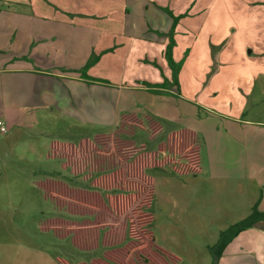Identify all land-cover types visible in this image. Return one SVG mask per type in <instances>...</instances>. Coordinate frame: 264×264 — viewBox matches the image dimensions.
<instances>
[{"label":"rangeland","instance_id":"1","mask_svg":"<svg viewBox=\"0 0 264 264\" xmlns=\"http://www.w3.org/2000/svg\"><path fill=\"white\" fill-rule=\"evenodd\" d=\"M153 1L165 11L179 10L185 3L189 4L187 0L185 3ZM124 5L125 0H0V10L12 12L0 15V28L8 40L4 50L11 45L16 46L19 41V32L25 25L21 15L37 11H59L67 15L63 19H76V11L91 15L93 10L108 11L109 8L120 9ZM209 5L210 12L205 10L201 15L189 16L190 32L186 33L189 36V57L187 60L184 58L187 50L180 48L183 44L180 43L178 51H184V54L174 67L180 80L172 82L163 78L156 84L158 87H172L176 95V112H173V106H167L168 110L175 113L174 118L172 121H161L164 132L159 139H163L170 126H187L197 133L202 145L204 168L198 174L177 176L168 169L149 171L155 179V199L151 208L154 217L152 231L156 243L177 257L176 264H219L214 248L221 232L252 214L256 181L262 189V183L259 178L257 180L252 176L251 170L254 165L260 171L264 167V145L259 142L264 129L253 133L250 130L255 124L244 125L234 120L239 115V119L242 117L237 110L239 103L234 97L236 91L241 93L237 73L244 74L245 69L250 67L240 61L242 51L245 55L251 49L244 48L242 33L244 38H250L253 35L249 33L251 27L261 33L264 30V14L247 17L246 31L241 30L228 43L230 33L236 28L235 20H239L238 10L243 9L244 16L247 11L260 10L261 5L250 0H210ZM176 16H179L178 22L180 19L184 20L186 14ZM207 16L208 25L215 26L218 21L224 22L225 29L222 33L227 38L225 44V39L209 48H206L207 40L201 44L196 43L203 41L209 34ZM222 33L215 32V35L223 37ZM237 38L243 48L236 43ZM257 53L258 48H255L251 55L256 57ZM95 55L99 57L88 65V74L97 80L99 90L107 91L105 95H101L108 100V106L99 108L96 114L87 112L86 116L96 117L99 123L81 130V133L110 131L114 128L112 121L115 116L111 106L115 109V84L121 83L123 79L117 73L120 68L115 65V60L108 64L106 57L100 59V54ZM6 57L8 54H3L2 58ZM1 65L5 66L4 63ZM141 66L159 69V65L154 63L145 62ZM165 66L170 67L168 62ZM253 67L263 66L254 64ZM146 74L150 75V70ZM253 76L255 75H252L254 82ZM258 78L261 75L256 79ZM259 80L255 83L243 116L251 121H264V97L257 98L261 84ZM131 82L154 83L148 78ZM29 88L30 82L16 75L5 73L0 77V91L5 92L6 100L11 103H15L17 98L19 101L20 94L26 95L27 92L28 95ZM2 103L3 99L0 97V105ZM159 107L160 105L154 109L153 105L146 111H157ZM28 111L21 112L17 123L5 120L7 131L0 132V264H59L57 258L66 259L72 264L86 261L91 255L74 249L68 238L59 239L50 231L39 228L43 220L58 215V212L48 200L41 197L34 182L50 175L72 184L68 172L59 171L60 166L58 167L56 160L45 158L49 134L56 132L64 137L68 133L64 132L66 121L58 113L54 112L52 116L45 109L41 112L43 115L34 117ZM1 117L0 114V119ZM71 132L76 130L72 129ZM141 135L138 133L135 140L139 141ZM154 147L155 142L147 144V149ZM206 148L209 153L211 150V154L215 153L223 166H211V171L206 169ZM54 170L63 175H54ZM97 252L99 255V251Z\"/></svg>","mask_w":264,"mask_h":264},{"label":"crops","instance_id":"2","mask_svg":"<svg viewBox=\"0 0 264 264\" xmlns=\"http://www.w3.org/2000/svg\"><path fill=\"white\" fill-rule=\"evenodd\" d=\"M170 1L175 3L184 1L185 3V0ZM187 1L190 5L185 3L182 4V9L171 10L174 16L186 14L184 20L180 19L174 26L172 25L173 17L153 0H125V5L121 6L120 9L109 8L108 11L103 10L100 12L93 10L90 12L91 15L76 11V19H63L67 15L59 11L51 13L37 11L29 13V15H21L25 25L22 26L23 28L19 32L21 33L19 41L15 44L16 46L11 45L7 50H4V48L8 44V40L2 28H0V77L5 73L16 75L29 81L31 87L28 95L27 92L26 95L20 94V100L18 101L17 98L15 103L6 100L5 92L0 91V97L3 99V103L0 105L1 119L17 123L21 117V112L24 110H29L28 112L34 117L35 115H43L41 112L45 109L49 110L51 115L54 112L58 113V115H61V119L66 121L64 132L68 135L60 137L56 132H51L48 136L47 146L52 139L74 142L80 137H90L97 133L92 131L81 133L80 131L99 123L96 117H88L85 114H88L87 112L96 114L99 108L108 106V100L101 95H105L107 91L99 90L97 88L98 82L87 77L84 78L79 70L93 53H98L101 55L100 59L107 58L106 63L108 64L115 60V65H119L120 68L117 73H120L123 77L121 83L115 84L117 87L114 98L115 109L111 106L115 116L112 121L114 127L118 116L122 112L129 111L140 115H150L160 121H172L175 113L168 110L167 106H173V112H176L174 89L170 86L156 87L155 89L158 91L154 92L146 86V83L131 82V80L140 81L141 78H148L154 82V85L163 78L173 82L172 69L165 66L167 65L165 49L169 44L172 45L171 59L175 62L183 57L185 50H187V54L184 58L189 57V36L186 35L190 32L189 16L201 15L205 10L210 12V0ZM250 1L261 5V9L247 11L244 16L242 15L243 9L238 10L239 20H235L234 25L236 28L230 33L228 43L241 30L246 31L247 17L252 18L255 14L256 17L264 14V0ZM3 13L12 14L9 10H6V12L0 10V15ZM81 17L90 18L83 19ZM207 19L208 16L206 24L209 27V34L207 38L204 37L203 41H197L196 43L201 44L207 40L206 48H209V46H216L223 42L226 35L222 33L225 29L224 22L218 21L215 26H212L211 24L208 25ZM35 22H41V24H34ZM250 29L249 33L253 34L252 36L249 35L250 38H244L243 33L241 36V39L245 41L244 48L250 47L251 49L245 55L242 51L240 61L250 65V67L245 69L244 74L237 73L242 94L236 91L234 98L239 103L237 110L239 114H242V117L239 119V115L234 120L240 121L244 125L255 124L250 131L257 133L264 129V121H251L243 116L255 83L259 79L261 84L259 85L260 90L257 93L259 97L257 98L263 99L264 97V30L259 33L253 27ZM215 32L222 33L223 37L215 35ZM226 40L227 38L223 44ZM235 41L243 48L238 38ZM180 43H183L182 47L179 46ZM179 47L184 48V51L179 52ZM255 48H258L256 57L251 55ZM3 54H8V57L3 59ZM145 62L155 63L159 65V69L152 66H141ZM3 63L5 66L1 65ZM254 64L263 67L254 68ZM148 70H150V75L146 74ZM86 73L88 74L89 71L87 70ZM252 75H255L253 76L254 82ZM259 75H261V78L256 79ZM179 78V74H177V82L180 80ZM83 91L84 93H82ZM179 96L183 98L181 95ZM187 101L189 102L188 97ZM153 105L154 109L160 105V110L147 112L146 110L151 109L150 107ZM168 111H170V114ZM45 117L49 118V116ZM181 127L170 126L165 133ZM72 129H75L76 132H71ZM262 135L259 142L264 145V132H262ZM137 142H143V137L141 136ZM248 144L252 145V143ZM201 149L202 145L200 144V162L201 171H203ZM205 153L208 158L207 170L210 169L209 171H211V166H223L219 159L215 157V153L211 154L212 150L209 153L206 148ZM56 161L59 167V161ZM59 171L65 172L60 169ZM60 172L54 170L53 174L56 176L63 175ZM251 172L252 176L256 177L257 180L259 178L260 183H262V189L259 188L258 181L255 183L256 194L254 195L253 208L256 207L257 210L263 211L264 167H261L260 171L258 166L254 165ZM46 176L54 178L50 175H45L44 178H47ZM69 178L72 184L67 183L75 184L73 186H83L79 178L71 176ZM89 255H91V258L98 255V252L89 253ZM218 261L219 264H264V220L256 221L251 227L240 231L233 237L224 248Z\"/></svg>","mask_w":264,"mask_h":264},{"label":"trees","instance_id":"3","mask_svg":"<svg viewBox=\"0 0 264 264\" xmlns=\"http://www.w3.org/2000/svg\"><path fill=\"white\" fill-rule=\"evenodd\" d=\"M173 17V26L179 16ZM172 45L165 56L177 81L176 62L171 59ZM99 56L92 54L79 70L84 78L88 65ZM155 64V63H154ZM157 92L156 85L146 83ZM165 87V86H164ZM163 125L150 115L122 112L110 131L80 137L76 141L52 139L46 159L58 160L61 170L79 178L83 186H73L56 178L34 182L43 199L58 215L39 224L59 239L68 238L74 249L99 255L75 264H176L177 257L158 245L152 231L151 211L155 199V179L151 170L168 169L177 176L201 172L200 142L189 127L168 131L163 139ZM141 133L143 142L135 137ZM155 142L154 149L147 144ZM264 220V210L254 207L252 214L221 232L214 248L219 258L226 245L240 231ZM59 264H72L57 258Z\"/></svg>","mask_w":264,"mask_h":264},{"label":"built area","instance_id":"4","mask_svg":"<svg viewBox=\"0 0 264 264\" xmlns=\"http://www.w3.org/2000/svg\"><path fill=\"white\" fill-rule=\"evenodd\" d=\"M7 131L4 120L0 119V132L5 133Z\"/></svg>","mask_w":264,"mask_h":264}]
</instances>
